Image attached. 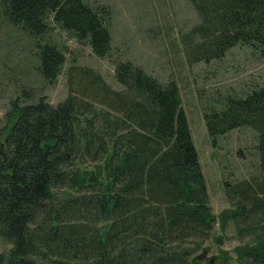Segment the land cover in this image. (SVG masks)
<instances>
[{"label": "trees", "instance_id": "trees-1", "mask_svg": "<svg viewBox=\"0 0 264 264\" xmlns=\"http://www.w3.org/2000/svg\"><path fill=\"white\" fill-rule=\"evenodd\" d=\"M188 1L198 17L180 33L188 64L239 45L264 55V0ZM110 19L95 0H0V32L27 39L26 74L47 88L66 72L68 89L51 104L18 80L23 68L0 75L1 94L15 93L0 126V240L10 245L0 264H211L192 258L216 221L179 87L114 57ZM54 28L108 60L116 86L68 61ZM212 100L211 146L251 129L264 174V85ZM253 182L224 183L226 218L253 238L237 249L241 264H264V182Z\"/></svg>", "mask_w": 264, "mask_h": 264}, {"label": "rangeland", "instance_id": "rangeland-1", "mask_svg": "<svg viewBox=\"0 0 264 264\" xmlns=\"http://www.w3.org/2000/svg\"><path fill=\"white\" fill-rule=\"evenodd\" d=\"M111 10L110 30L115 52L141 66L162 82L174 80L180 90L182 108L186 113L191 136L204 175L208 205L216 224L213 231L192 258L211 264H241L237 249L252 243L246 233L239 234L232 221L226 218L233 209L225 191V181L241 180L264 182L255 150V134L249 128L233 130L219 139L213 148L203 118L204 107L213 98L228 94L242 96L251 89L264 85V55L249 46L230 49L221 60L188 64L180 45V33L187 32L198 22L188 0H95ZM52 39L66 48L68 61L75 59L80 66L100 73L115 87L114 67L106 59L96 58L87 47H81L64 32L54 28ZM27 39L18 33L0 32V75L12 67L19 71L18 80L32 87L35 95H44L51 104L64 100L68 89L66 72L47 88L30 69ZM119 54V55H118ZM24 64V65H23ZM27 65V66H26ZM25 74V75H24ZM12 85V84H11ZM10 86V85H8ZM45 87V86H44ZM0 90V126L15 96L12 87ZM213 101V100H212ZM186 246L196 247L195 242ZM10 245L0 240V256H6ZM46 264V263H39Z\"/></svg>", "mask_w": 264, "mask_h": 264}]
</instances>
